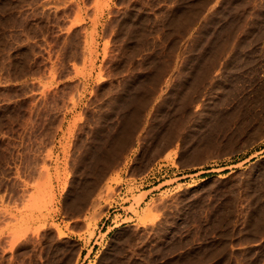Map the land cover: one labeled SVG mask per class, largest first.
Returning a JSON list of instances; mask_svg holds the SVG:
<instances>
[{
  "label": "rangeland",
  "instance_id": "rangeland-1",
  "mask_svg": "<svg viewBox=\"0 0 264 264\" xmlns=\"http://www.w3.org/2000/svg\"><path fill=\"white\" fill-rule=\"evenodd\" d=\"M253 1L0 0V264H264Z\"/></svg>",
  "mask_w": 264,
  "mask_h": 264
},
{
  "label": "crops",
  "instance_id": "crops-1",
  "mask_svg": "<svg viewBox=\"0 0 264 264\" xmlns=\"http://www.w3.org/2000/svg\"><path fill=\"white\" fill-rule=\"evenodd\" d=\"M253 2H259V0H255V1H253ZM255 18H256V17H255ZM69 81H71L73 84L77 83V80H76L75 78H73V77L70 78ZM151 190H152V188H147V189L142 190V192H144V193L146 192V193H147V192H149V191H151Z\"/></svg>",
  "mask_w": 264,
  "mask_h": 264
},
{
  "label": "bare ground",
  "instance_id": "bare-ground-1",
  "mask_svg": "<svg viewBox=\"0 0 264 264\" xmlns=\"http://www.w3.org/2000/svg\"><path fill=\"white\" fill-rule=\"evenodd\" d=\"M81 33V32H80ZM78 34V33H77ZM76 37H77V35H75ZM69 38V37H68ZM74 39V38H73ZM67 42H69V40L67 41ZM71 43V42H70ZM73 44V43H72ZM67 47V46H66ZM75 49V48H74ZM74 53V52H73ZM68 55V54H67ZM71 55V54H70ZM69 56V55H68ZM74 56V55H73ZM75 57V56H74ZM68 59H70V58H68ZM67 61V60H66ZM64 63V62H63ZM68 72V71H67ZM72 86V85H71ZM115 156V155H114ZM107 162H110V161H107ZM103 167V166H102ZM106 167V166H105ZM105 169V168H104ZM100 173V172H99ZM101 176V175H100Z\"/></svg>",
  "mask_w": 264,
  "mask_h": 264
}]
</instances>
